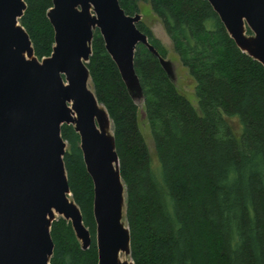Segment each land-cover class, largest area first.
Here are the masks:
<instances>
[{
  "label": "trees",
  "instance_id": "trees-1",
  "mask_svg": "<svg viewBox=\"0 0 264 264\" xmlns=\"http://www.w3.org/2000/svg\"><path fill=\"white\" fill-rule=\"evenodd\" d=\"M19 20L38 60L55 45L48 18L52 0H24ZM129 16L150 5L174 53L195 82L198 108L179 92L170 73L138 45L130 91L98 30L86 64L96 99L112 125L125 186V219L134 264H264V66L242 51L207 0H118ZM159 56L168 51L139 22ZM247 35L253 33L247 29ZM143 101L153 141L140 127ZM63 157L73 202L91 236L87 249L62 217L51 227L50 264H98L94 184L80 137L63 125Z\"/></svg>",
  "mask_w": 264,
  "mask_h": 264
},
{
  "label": "water",
  "instance_id": "water-1",
  "mask_svg": "<svg viewBox=\"0 0 264 264\" xmlns=\"http://www.w3.org/2000/svg\"><path fill=\"white\" fill-rule=\"evenodd\" d=\"M236 45L264 66V0H207ZM48 18L55 45L39 62L19 23L24 0H0V264H50L56 215L72 224L87 249L91 236L71 193L63 157V125L80 137L86 170L94 184L98 264H134L125 225L126 192L110 119L89 89L86 64L94 31L130 91L138 89L134 55L143 45L162 59L118 0H52ZM247 29L253 33L247 36Z\"/></svg>",
  "mask_w": 264,
  "mask_h": 264
},
{
  "label": "rangeland",
  "instance_id": "rangeland-1",
  "mask_svg": "<svg viewBox=\"0 0 264 264\" xmlns=\"http://www.w3.org/2000/svg\"><path fill=\"white\" fill-rule=\"evenodd\" d=\"M140 9H141V13H139V15L141 16V22H144L151 29V31L156 36V38H158L162 42V44L164 45V47L168 51L167 60L169 62L171 79L175 83L179 92L190 102V104L195 109H197L198 108V99H197L196 92H195V82L193 81L192 77L190 76L188 70L181 65V62L179 60L178 55L174 53L172 43H171L170 39L168 38V36H167V34L163 28V25L161 24L159 19L155 16V14L152 13L149 4L140 3ZM44 59H46V58H44ZM38 61L42 62V60H38ZM88 87L94 93L90 80L88 83ZM135 98H136V101H137L139 108H140V127H141L142 132L144 134V137L146 139L148 148H149L150 152L153 153L154 152L153 141H152V138L150 135L148 123L146 121L143 101L139 95L136 96ZM99 108L104 109L103 106L100 104H99ZM106 131H107L108 135L113 136V125H112V122L110 119L108 120ZM70 199L72 200L71 196H70ZM59 217H61V216L56 215V219H58ZM124 222H125V225L127 226L126 219H124ZM120 258L122 261L132 262L130 255L122 254L120 256Z\"/></svg>",
  "mask_w": 264,
  "mask_h": 264
}]
</instances>
